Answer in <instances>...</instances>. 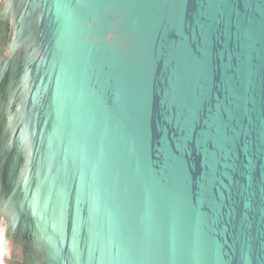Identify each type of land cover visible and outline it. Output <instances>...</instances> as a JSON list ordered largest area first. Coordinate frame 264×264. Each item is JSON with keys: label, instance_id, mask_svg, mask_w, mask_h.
<instances>
[{"label": "water", "instance_id": "water-1", "mask_svg": "<svg viewBox=\"0 0 264 264\" xmlns=\"http://www.w3.org/2000/svg\"><path fill=\"white\" fill-rule=\"evenodd\" d=\"M0 264H264V0H0Z\"/></svg>", "mask_w": 264, "mask_h": 264}]
</instances>
